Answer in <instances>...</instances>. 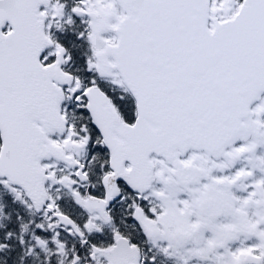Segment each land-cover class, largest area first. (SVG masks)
Returning a JSON list of instances; mask_svg holds the SVG:
<instances>
[{
	"label": "snow or ice",
	"instance_id": "1",
	"mask_svg": "<svg viewBox=\"0 0 264 264\" xmlns=\"http://www.w3.org/2000/svg\"><path fill=\"white\" fill-rule=\"evenodd\" d=\"M0 264H264V0H0Z\"/></svg>",
	"mask_w": 264,
	"mask_h": 264
}]
</instances>
